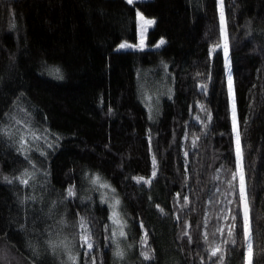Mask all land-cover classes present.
Segmentation results:
<instances>
[{
	"label": "trees",
	"instance_id": "trees-1",
	"mask_svg": "<svg viewBox=\"0 0 264 264\" xmlns=\"http://www.w3.org/2000/svg\"><path fill=\"white\" fill-rule=\"evenodd\" d=\"M223 11L227 61L218 0H0V126L15 132L13 115L47 135L29 141L26 152L18 134L0 136L4 264H72L69 254L78 264H93V257L95 264H211L208 249L216 244L224 264H245L242 226L234 245L223 243L227 233L212 235L224 223L221 209L239 211V174L234 191L221 182L236 171L229 73L249 193L251 264H264V0H223ZM137 12L154 19L148 44L164 45L117 51L136 42ZM25 170L34 174L28 187L13 179ZM97 175L120 200L126 237L118 243L101 188L89 179ZM73 186L76 196L68 197ZM81 217L93 232L88 256L74 235ZM49 240L67 248L53 252ZM117 245L123 260L114 256ZM212 260L220 264L219 254Z\"/></svg>",
	"mask_w": 264,
	"mask_h": 264
},
{
	"label": "snow or ice",
	"instance_id": "snow-or-ice-1",
	"mask_svg": "<svg viewBox=\"0 0 264 264\" xmlns=\"http://www.w3.org/2000/svg\"><path fill=\"white\" fill-rule=\"evenodd\" d=\"M127 2L131 5L133 3V0H127ZM218 4L220 5V25H221V36L225 39V58L227 61V37H226V22L224 17V11H223V0H218ZM138 22L143 21L144 25H152L154 23L153 20L145 19L140 12L136 13ZM141 31H143V27H141ZM165 41L161 40L160 44L157 45L159 47L160 45L164 44ZM132 45L130 44H121L120 48H130ZM217 45H214L210 49V55L213 51H215V48ZM49 74L52 75L55 79H62V72L59 68H51L48 69ZM203 85H201V90L203 91ZM228 96H229V105H230V111H231V120H232V132L235 137V151H236V171L232 173V180L230 181H221L222 183H227L229 185L230 190H235V184L234 181L237 179V174H239V194H238V200L235 202L237 206L239 207V211L236 210V208L227 209L226 207L220 210V215L217 217L218 220L221 218L223 219L224 223L217 224L215 226V232L212 233L213 236H215L217 233L220 234L221 237L225 236V233H227V238L223 240V243H232L233 245L237 242V229L242 226L243 228V235H244V243L246 245V253L244 254V260L245 264H251V254L253 249L252 244V230H251V221H250V215H249V193L245 185V178H244V171H243V164H242V151H241V142H240V130H239V120L236 113V102H235V92L232 84L231 74L229 73L228 76ZM202 107V106H201ZM209 120L211 119V114L209 113ZM9 119L14 121L16 125H19L15 129V132L13 131L11 126H0V136H8L12 137L14 135L18 134V142L20 144V150L22 152H26L25 145L28 144L29 141H32L33 143L38 141H47V135L44 134H37L35 130H33L32 126L30 125L29 121L24 120L21 121L20 119H17L15 116L10 115ZM197 120H199V117H196ZM45 133L47 132V129L44 130ZM27 133V135H25ZM188 133H186L185 138H187ZM199 140V137H195L192 141L193 147L197 146V141ZM51 146V145H49ZM189 153L185 152V158H186V166L185 171L187 172V158ZM28 157L26 156V159ZM153 164V172H152V178H155L157 172V160L155 155H153L152 159ZM222 171V170H218ZM220 177L217 176L216 179H219ZM5 181L8 183H12L13 180L9 179L8 177H4ZM14 180L19 181L20 184L24 185L25 187H28L30 185V182L34 179V174H30L27 170L24 171L20 176L13 178ZM90 182L93 185H97L100 188H109L112 192H115V189H111V186L102 182L101 178L97 175L94 177H90ZM136 179L137 183H144V184H151V179H145L144 177H134ZM217 191L219 192V187L217 188ZM179 193L177 194L178 202H179ZM76 196V190L75 187H70L68 189V197H74ZM34 199V198H30ZM102 202H106L102 200ZM189 203V199L187 196L184 197L183 204L181 205V208L186 207ZM228 204H232V200H227ZM120 204V200L116 199L113 204H110V208H112V214L109 217V220L112 222V224H116L119 227V237H126V233L123 230L124 229V223L119 218V213L117 211V208ZM159 207V206H158ZM161 212H163V209H160ZM242 218V225L237 223L238 219ZM177 220H180V217H177ZM230 221V222H229ZM74 228H78V231L74 233V235L79 236L80 239V247L85 248L84 255L88 256L91 255L93 248L95 247L93 242V232L90 225V222L84 218L81 217L77 224L73 225ZM190 227L188 224L185 223V229ZM209 227V223L207 222V216L206 221L204 224V228L207 229ZM141 229H144V225L141 224ZM111 230V224L105 225V231L108 232ZM184 236H188L189 243L192 242V238L188 231L183 232ZM117 236V233L115 231H112L111 233V239H115ZM147 238L148 234L145 232L144 236L142 237V246L147 247ZM106 239H110V237H106ZM209 239V233L207 231L204 232V240L205 242H208ZM50 249L55 252L57 248L63 246L67 248V245L64 244L63 241L56 242L53 240L48 241ZM209 255L208 260L211 261V264H216L214 260H212L213 257H217L219 254V262L220 264H224V256L222 254L223 250L220 244H216L214 247H211L208 249ZM124 252L119 250V245H117V250L114 253V256L118 260H123L124 258ZM142 255L145 260L151 259L152 257L149 255L148 252H142ZM68 259L72 261V264H78V256L69 254ZM7 260L6 254L0 250V264H4V262ZM93 264H95V258L93 257ZM201 264H204V259L201 260Z\"/></svg>",
	"mask_w": 264,
	"mask_h": 264
},
{
	"label": "rangeland",
	"instance_id": "rangeland-1",
	"mask_svg": "<svg viewBox=\"0 0 264 264\" xmlns=\"http://www.w3.org/2000/svg\"><path fill=\"white\" fill-rule=\"evenodd\" d=\"M138 1H148V0H133V2H138ZM142 16L145 19H150V20L154 21V19H152V18L145 17L144 15H142ZM153 25H154V23L152 25H144L143 21L138 22L137 15H136V42L135 43L122 42L117 46L116 50L117 51H125V50H139V51H141V50H146V49H159V48H161L164 44L160 45L159 47H157V45H159L160 41L163 39H159L154 45H149L147 42V33H148L149 29L153 27ZM141 27H143V31H141ZM121 44H130V45H132V47L122 49V48H120ZM101 193H102V196L104 198V201H106L105 203L108 205V207L110 209V215H111L112 214V208H110V204H113L115 202V200L118 198L115 195V192H112L109 188H101ZM119 207L120 206H118V208H117V211L119 213V218L124 223V219L121 215ZM124 225H125V223H124ZM112 228H113V231H115L117 233V236L115 237L114 240L118 243V242H120V240L122 238V237H119V227L116 224H112Z\"/></svg>",
	"mask_w": 264,
	"mask_h": 264
}]
</instances>
